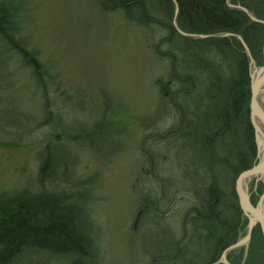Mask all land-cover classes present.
Listing matches in <instances>:
<instances>
[{
  "label": "rangeland",
  "instance_id": "374dc122",
  "mask_svg": "<svg viewBox=\"0 0 264 264\" xmlns=\"http://www.w3.org/2000/svg\"><path fill=\"white\" fill-rule=\"evenodd\" d=\"M11 3L14 37L0 34V196L70 194L69 207L95 242L83 264H180L152 261L163 244L194 239L186 220L194 195L171 187L189 154L182 142L176 149L155 137L178 122L166 102L168 62L157 54L166 50L159 45L166 31L104 0ZM261 61L255 65L264 64V50ZM229 182L217 180L223 191ZM247 188L255 202L264 191L254 180ZM246 226L242 218L236 241ZM250 242L226 261L244 264ZM76 261L27 251L13 264Z\"/></svg>",
  "mask_w": 264,
  "mask_h": 264
},
{
  "label": "trees",
  "instance_id": "16d2710c",
  "mask_svg": "<svg viewBox=\"0 0 264 264\" xmlns=\"http://www.w3.org/2000/svg\"><path fill=\"white\" fill-rule=\"evenodd\" d=\"M104 1L127 19L166 31L159 40L166 50L160 51L159 46L157 54L168 62L166 102L178 115V122L155 137L160 136L162 142L173 140L176 149L180 141L189 154L181 169L178 165L180 178H172L171 187L187 188L194 195L196 202L186 218L194 239L163 244L164 252L153 256L152 261L171 257L180 264H213L222 250L235 242L241 225L234 178H229L226 191L218 187L217 180L224 171L235 176L251 167L255 153L248 113L249 58L235 36L244 40L256 65H261L264 50V24L252 21L244 11L232 6L239 5L264 21V0H175V21L182 32L234 35L207 38L178 33L173 26L172 0ZM11 2L0 0V34L13 38L16 7ZM15 48L20 51V44L16 43ZM190 117V121L186 120ZM97 127L103 128V122L99 121ZM50 163L46 157L39 167L40 175ZM220 179L224 182L228 178ZM12 199L0 196V264H13L27 251L74 258L75 264L93 257L95 242L90 232L81 228L79 213L69 207L70 194L38 193L32 198ZM164 231L167 233V228ZM251 234L244 264H264V239L258 225ZM169 238L173 240L172 235ZM172 250L174 254L170 256ZM231 264L240 261L234 258Z\"/></svg>",
  "mask_w": 264,
  "mask_h": 264
},
{
  "label": "water",
  "instance_id": "95a60500",
  "mask_svg": "<svg viewBox=\"0 0 264 264\" xmlns=\"http://www.w3.org/2000/svg\"><path fill=\"white\" fill-rule=\"evenodd\" d=\"M174 1V0H173ZM230 6V4L228 2ZM174 6H175V14H174V20H173V26L175 29L178 31L179 34L183 36H188L191 38H207L211 36H234L230 33H217V34H188L185 32H182L176 25L175 21V16L177 15L178 12V6L176 2L174 1ZM236 9H239L241 11H244L249 18L252 21L260 22L264 24V21L256 19L247 9L236 5L232 6ZM242 44L244 48L245 54L249 58V76H250V100H249V106H248V113H249V120L250 123L253 127L254 131V138H255V146H256V157L258 161L253 164L251 167H249L246 170L241 171L237 178L235 179V192L238 200L239 207L244 215V217L247 219V226H246V236H245V241H237L230 246H228L221 254L220 259L218 262H222L224 264H229L226 261V254L229 252L231 249L237 248L241 245H247L252 233L253 228L258 225L260 228V231L262 233L263 239H264V211L261 209L260 203L261 200L264 198V191L260 194L258 197V200L255 204H252L249 193L247 191V186L243 185L244 180L252 179L256 176L264 174V143L260 141L259 139V129L256 123V120L259 121V123H262L264 125V108L262 109L259 107L256 97L258 95L259 90L264 88V64L262 66H256L255 62L251 56V53L244 42V40L241 38V36L237 35L235 36ZM255 69V72L253 73L252 69ZM255 184H257V180L254 181ZM246 255V254H245ZM245 255L243 257V260L245 259ZM217 262L213 263L216 264Z\"/></svg>",
  "mask_w": 264,
  "mask_h": 264
},
{
  "label": "bare ground",
  "instance_id": "6f19581e",
  "mask_svg": "<svg viewBox=\"0 0 264 264\" xmlns=\"http://www.w3.org/2000/svg\"><path fill=\"white\" fill-rule=\"evenodd\" d=\"M173 1V0H172ZM175 1V0H174ZM174 1H173V4H174ZM176 2V1H175ZM177 4V3H176ZM229 5V4H228ZM230 6V5H229ZM174 10H175V6H174ZM174 14H175V11H174ZM174 20V19H173ZM253 71V73L255 72V70H256V68L254 69H252ZM264 87V86H263ZM256 100H257V103H258V105H259V107H261L262 109L264 108V88L262 89H260L259 90V92H258V95H257V97H256ZM256 123H257V126H258V129H259V139H260V141H262L263 143H264V125L262 124V123H259V121L258 120H256ZM255 181V180H257V183H262L263 185H264V174H262V175H259V176H256V177H254V178H252V179H248V180H244L243 181V185L244 186H248V184H250L252 181ZM248 189V188H247ZM248 191V190H247ZM256 203V202H255ZM260 206H261V209L264 211V198L261 200V203H260ZM238 234V233H237ZM246 236V235H245ZM245 236L244 237H242L241 239H240V241H242V242H244L245 241ZM236 239H237V237H236ZM235 242H237L236 240H235ZM230 246V245H229Z\"/></svg>",
  "mask_w": 264,
  "mask_h": 264
},
{
  "label": "flooded vegetation",
  "instance_id": "af4514ba",
  "mask_svg": "<svg viewBox=\"0 0 264 264\" xmlns=\"http://www.w3.org/2000/svg\"><path fill=\"white\" fill-rule=\"evenodd\" d=\"M254 157L257 159V157H256V146H255ZM226 173H227V172L224 171V172H223V176H221L220 178H237V176H238V174H239L240 172H239L238 174H236L235 176H233V175H231V174L229 175V173H227V174H226ZM234 183H235V182H234ZM234 183H233V184H234ZM233 188H234V191H235V185H233ZM235 194H236V192H235ZM236 197H237V196H236ZM238 205H239V204H238ZM239 208H240V207H239ZM240 212H241V214H240V215H241V218H240V219H241V221H242V218H245V217H244V215H243L241 209H240ZM226 248H227V247H226ZM226 248H224V249L222 250V252H223ZM222 252L220 253V255H219V257L217 258V260L215 261V262H217L216 264L222 263V262H218V260H219L220 257H221ZM215 262H214V263H215Z\"/></svg>",
  "mask_w": 264,
  "mask_h": 264
}]
</instances>
